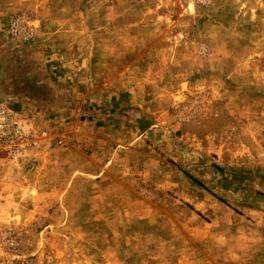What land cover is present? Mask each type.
I'll list each match as a JSON object with an SVG mask.
<instances>
[{"label":"rangeland","instance_id":"374dc122","mask_svg":"<svg viewBox=\"0 0 264 264\" xmlns=\"http://www.w3.org/2000/svg\"><path fill=\"white\" fill-rule=\"evenodd\" d=\"M1 44L68 107L0 97L52 135L0 157V264H264V0H0Z\"/></svg>","mask_w":264,"mask_h":264},{"label":"crops","instance_id":"0c3cea01","mask_svg":"<svg viewBox=\"0 0 264 264\" xmlns=\"http://www.w3.org/2000/svg\"><path fill=\"white\" fill-rule=\"evenodd\" d=\"M6 51V52H5ZM0 45V97L20 104L40 125L49 126L51 116L68 107L63 97V86L35 57L32 51L24 57L8 53ZM41 61V58L38 56ZM42 62V61H41ZM39 63V64H38ZM45 64V62H44ZM86 96V95H85ZM28 103V104H27Z\"/></svg>","mask_w":264,"mask_h":264},{"label":"built area","instance_id":"2783aa9c","mask_svg":"<svg viewBox=\"0 0 264 264\" xmlns=\"http://www.w3.org/2000/svg\"><path fill=\"white\" fill-rule=\"evenodd\" d=\"M51 140L49 129L38 130L34 120L19 113L7 101L0 100V157L24 159L30 152L49 147ZM56 141L58 145L65 142L62 136Z\"/></svg>","mask_w":264,"mask_h":264}]
</instances>
